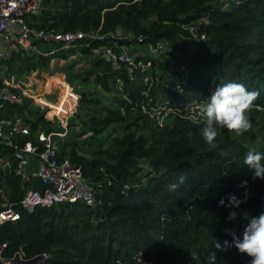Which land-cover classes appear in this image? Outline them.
Listing matches in <instances>:
<instances>
[{"label":"trees","instance_id":"obj_1","mask_svg":"<svg viewBox=\"0 0 264 264\" xmlns=\"http://www.w3.org/2000/svg\"><path fill=\"white\" fill-rule=\"evenodd\" d=\"M39 11L26 14L30 26L66 32L81 30L107 34L85 35L67 45L35 38L36 49L19 46L4 59L14 73L47 66L52 57L90 55L91 67L73 72L80 98L72 114L82 127L70 140L58 141V156L79 165L101 202L60 201L21 208L17 220L0 222V242L8 244L0 264L46 253L42 264H206L213 239L232 240L226 228L242 236L253 216L264 212V180H253L243 160L249 149L264 152V0H241L229 9L216 0H41ZM200 24L204 38L186 45L187 25ZM168 40L171 49L158 56L137 55L134 63L115 68L103 54L117 44L146 45ZM242 83L259 93L249 114L252 131L237 137L219 131L216 147L203 140L204 102L216 85ZM95 85L99 86L97 89ZM93 87L87 88L85 87ZM22 102L0 99V121L23 119L30 134L14 137L36 141L38 129L53 130L32 98ZM193 108V107H192ZM59 127L58 130H62ZM78 139L76 136H82ZM10 162L8 164L7 162ZM14 148L0 141V209H20V200L40 180H24L16 172ZM185 175V184L169 190ZM248 181L247 189L240 187ZM235 221L232 209L220 200L235 194L243 200ZM217 264H250V257L233 246L218 252Z\"/></svg>","mask_w":264,"mask_h":264},{"label":"built area","instance_id":"obj_2","mask_svg":"<svg viewBox=\"0 0 264 264\" xmlns=\"http://www.w3.org/2000/svg\"><path fill=\"white\" fill-rule=\"evenodd\" d=\"M240 1L216 0V3L221 8L229 9ZM41 5V0H0V62L11 57V47H7L9 40L11 46L32 48V41L35 38L45 41H60L63 45H67L85 35L98 38H104L107 35L97 31L60 32L30 26L26 20V14L39 11ZM203 22H207L206 15L187 25L191 35L185 37V40L186 38L191 41L204 38L205 32L199 30L200 24ZM10 33L13 36L6 41L7 34ZM146 45H149L155 56L171 49L169 41L165 39ZM117 46L118 50L111 46L105 47L103 50V54L109 56L113 67H119L121 61L134 63L137 54L132 53L129 45L117 44ZM0 99L22 102L23 97L14 89L1 88ZM18 133L30 134L29 125L19 120L0 121V141L5 140L8 145L14 148V155L17 159L16 172L20 173L24 180L31 176L37 177L42 187L29 189L20 200V209L3 203V207L0 209V222L19 219L21 208L34 211L38 205H51L60 201L75 202L80 200L91 206H97L101 202L100 198L95 195L92 184L83 175L81 167L73 163L68 156H58L55 135H60L61 132L38 129L35 133L36 141L27 139L23 143L14 139ZM7 163L10 164L9 161ZM7 244L6 241L0 242V257H3V251ZM18 251L22 257L28 258L24 256L22 250ZM44 257H46V253H44Z\"/></svg>","mask_w":264,"mask_h":264},{"label":"clouds","instance_id":"obj_3","mask_svg":"<svg viewBox=\"0 0 264 264\" xmlns=\"http://www.w3.org/2000/svg\"><path fill=\"white\" fill-rule=\"evenodd\" d=\"M257 91H250L245 85L238 82H226L216 85L212 91L208 103L201 108L204 117V126L201 129V135L206 144L214 149L219 131L226 129L235 136H243L244 133L252 129L250 113L252 112L255 101L258 98ZM246 165L252 172V179L257 178L264 180V152H259L255 148L249 149L244 160ZM187 177L181 175L178 184L169 186V190L174 191L179 185L185 184ZM248 181H243L240 187L247 189ZM249 193L245 191L243 200L235 194L227 196V204L225 199L220 200L221 206H226L230 211L227 217L230 221H235L239 206L245 202ZM225 234L232 237V240H224L221 243L217 239H213L211 243L217 251L210 250L205 257L206 264H217L218 252H224L233 246L239 253L250 257V264H264V212L258 216L250 218L244 227L242 236L237 235L235 228H226ZM190 256L195 264H199L201 260L197 251H190Z\"/></svg>","mask_w":264,"mask_h":264},{"label":"rangeland","instance_id":"obj_4","mask_svg":"<svg viewBox=\"0 0 264 264\" xmlns=\"http://www.w3.org/2000/svg\"><path fill=\"white\" fill-rule=\"evenodd\" d=\"M12 33L7 34L6 41L11 39ZM193 42L186 38V45L193 46ZM10 40L7 41V47L18 49L16 46H11ZM19 47V46H18ZM132 53L137 55L155 56L150 50L149 45L133 44L129 45ZM27 49H36L35 47ZM100 48L95 49L90 55L72 54L66 58L52 57L47 66H42L30 72L14 73L8 69V63L4 62L0 65V89L18 88L21 93L32 98L31 109L35 110L38 105L43 112V115L50 120L53 130L61 132L55 135V141L70 140L74 133H78L82 127L78 119L72 114L77 109L80 93L78 92L80 84L76 80H70L69 77L73 72L81 71L91 67V61L94 55L99 53ZM157 56V55H156ZM97 89L100 87L95 85ZM93 88L91 86L85 87ZM211 95V94H210ZM208 95L204 102H200L191 107L190 111L193 113L194 107L198 106L196 114L201 113V108L208 103L210 97ZM17 120L23 122V119ZM63 127L62 130H58ZM252 131V130H250ZM82 136H76L81 139ZM6 203L4 195L1 196Z\"/></svg>","mask_w":264,"mask_h":264},{"label":"water","instance_id":"obj_5","mask_svg":"<svg viewBox=\"0 0 264 264\" xmlns=\"http://www.w3.org/2000/svg\"><path fill=\"white\" fill-rule=\"evenodd\" d=\"M106 58L109 59V56L106 55ZM44 253H39L36 256L24 258L21 256L20 252H16L13 263L14 264H42L44 260Z\"/></svg>","mask_w":264,"mask_h":264}]
</instances>
